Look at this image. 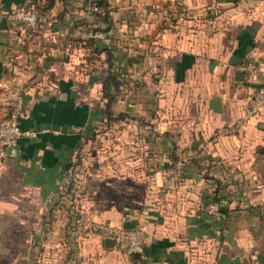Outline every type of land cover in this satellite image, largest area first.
Returning <instances> with one entry per match:
<instances>
[{
  "label": "crops",
  "instance_id": "crops-1",
  "mask_svg": "<svg viewBox=\"0 0 264 264\" xmlns=\"http://www.w3.org/2000/svg\"><path fill=\"white\" fill-rule=\"evenodd\" d=\"M109 2V23L89 0H54L31 28L7 17L31 0H0V119L37 130L0 143V264H264V110L245 117L264 86V0ZM105 26L95 47L128 113L111 120L106 51L83 40ZM216 192L225 213L202 207ZM72 199L85 222L142 227L147 258L75 233Z\"/></svg>",
  "mask_w": 264,
  "mask_h": 264
},
{
  "label": "built area",
  "instance_id": "built-area-1",
  "mask_svg": "<svg viewBox=\"0 0 264 264\" xmlns=\"http://www.w3.org/2000/svg\"><path fill=\"white\" fill-rule=\"evenodd\" d=\"M7 17L11 21H18L26 26L33 27L38 23V16L32 9L23 5H13L7 12ZM98 36L101 33L96 31L93 33ZM6 69L16 74L19 70V65L13 59L8 58L4 62ZM264 110V86L253 92L248 100L245 109V117L259 114ZM37 130L33 128H23L19 125L16 118L0 119V143L3 146L14 144L18 138L22 136H36ZM217 208L216 202H210L205 205V209L209 212ZM94 227L101 233L102 237H112L115 239L114 246L127 254L139 252L140 259L147 258L144 249V230L142 227H116L105 222H96Z\"/></svg>",
  "mask_w": 264,
  "mask_h": 264
},
{
  "label": "trees",
  "instance_id": "trees-1",
  "mask_svg": "<svg viewBox=\"0 0 264 264\" xmlns=\"http://www.w3.org/2000/svg\"><path fill=\"white\" fill-rule=\"evenodd\" d=\"M89 1L93 7V12L95 14L101 15L103 17V19L106 20L107 23H109L110 20H109L108 16H109V12L111 9L109 0H89ZM53 2H54V0H45V2L43 4H41L38 2V0H31V4L29 6H26V7L32 9L35 12H37V11L44 12L53 4ZM99 9H102V11L100 12ZM108 26L95 28L94 32H96L97 29H99L101 31L105 30L108 28ZM31 28H34V26ZM97 37L98 36L92 34L91 36L83 38V40L85 41L86 44L93 46V51H96V52L101 51V50L106 51L107 69H106V72L103 73L100 77L101 85H102L101 86L102 97L105 99L104 106H103V113L108 120H111L113 118H123L125 116H128L127 112L121 111V112L115 113V112H113V109H112V103L116 98V94L118 93V90L122 86V80L119 77V72L113 68L112 51L107 47L106 48L95 47V45H96L95 44V38H97ZM200 165L203 166V164H200ZM203 176L205 178H208L209 177L208 172L207 171L203 172ZM77 185H78V183H77L76 179L74 178L73 175H71L68 180L64 181V183L60 189L62 191V195L63 194H65V195L70 194V195L74 196V194L79 190ZM210 202H216L217 208L214 211H211L209 213L217 214V213L227 212V208L221 202V199L218 196L217 192L212 194V196H209L208 194H206L204 196V201L202 203L203 209L205 208V205L210 203ZM73 205H74V199H72V202L70 203L69 208L70 207L72 208ZM69 215H70L69 216L70 219H69V221H67L66 225L67 226L70 225V228L75 233L78 232V234H84L85 232H89V231H92V232L98 231L94 227V223H91L90 221L85 222L84 219H82L78 208L77 209L72 208V212ZM125 228H133V227H125ZM121 252H123V251H121ZM123 253H125V252H123ZM125 254H127V253H125ZM127 255L130 258H132V254H127Z\"/></svg>",
  "mask_w": 264,
  "mask_h": 264
},
{
  "label": "water",
  "instance_id": "water-1",
  "mask_svg": "<svg viewBox=\"0 0 264 264\" xmlns=\"http://www.w3.org/2000/svg\"><path fill=\"white\" fill-rule=\"evenodd\" d=\"M10 149H13V145L10 144V145H7V150H10ZM114 243H115V239L112 238V237H105L104 238V245L106 247H113L114 246ZM132 257L136 260H140V254L139 252H133L132 253Z\"/></svg>",
  "mask_w": 264,
  "mask_h": 264
},
{
  "label": "rangeland",
  "instance_id": "rangeland-1",
  "mask_svg": "<svg viewBox=\"0 0 264 264\" xmlns=\"http://www.w3.org/2000/svg\"><path fill=\"white\" fill-rule=\"evenodd\" d=\"M153 125V124H152ZM154 126V125H153ZM132 128V127H131ZM126 132V131H125ZM127 133V132H126ZM124 137L126 138V141H123V142H127V145H128V143L130 142V143H132V134L131 133H127L126 135H124ZM97 143V142H96ZM107 144V143H106ZM124 143H121V145H123ZM97 145V144H96ZM108 145V144H107ZM107 145H105V146H107ZM92 233V232H91ZM90 233V234H91ZM93 234H95V233H93ZM87 243V241H86V239H85V237L83 236L82 238H77V245L78 244H86ZM120 252V251H119ZM121 254H122V252H121ZM77 259H78V257H77Z\"/></svg>",
  "mask_w": 264,
  "mask_h": 264
}]
</instances>
